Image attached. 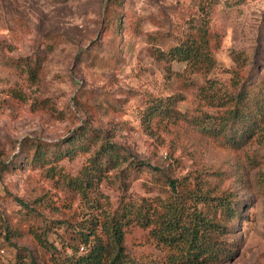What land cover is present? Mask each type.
<instances>
[{"label": "rangeland", "instance_id": "obj_1", "mask_svg": "<svg viewBox=\"0 0 264 264\" xmlns=\"http://www.w3.org/2000/svg\"><path fill=\"white\" fill-rule=\"evenodd\" d=\"M113 1L0 0V165L8 166L0 169V260L16 264L29 253L27 264H46L66 252L79 226L126 202L159 206L173 179L180 185L173 199L186 197L183 184L197 193L212 186L231 192L239 216L217 220L228 225L226 239L234 244L223 264H264V133L233 151L193 123L216 114L200 94L207 84L230 91L233 72L249 63L264 74V0ZM202 8L209 11L217 65L191 74L183 62L160 60L157 50L197 32ZM120 13L116 29L111 21ZM27 60L40 64L36 77L26 71ZM174 96L182 97L187 121L146 125L151 101ZM84 128L127 156L86 197L64 178L75 179L89 153L61 160L54 171L12 168L33 142H58ZM192 204L199 209L186 202ZM43 243L53 246L48 251ZM126 247L130 258L160 255L138 226L126 233Z\"/></svg>", "mask_w": 264, "mask_h": 264}, {"label": "trees", "instance_id": "obj_2", "mask_svg": "<svg viewBox=\"0 0 264 264\" xmlns=\"http://www.w3.org/2000/svg\"><path fill=\"white\" fill-rule=\"evenodd\" d=\"M113 2L117 3V0ZM202 11L205 18L198 31L166 51L157 50L160 60L168 63L183 62L191 74L209 73L215 69L217 60L212 42L214 37L208 23L210 15L204 8ZM122 17V13L113 17L111 23L114 28L121 27ZM257 64H260L259 60ZM39 65L27 60L24 67L28 74L36 77ZM248 66L249 69L246 64L241 65L233 72L230 91H223L214 83L207 84L200 91L205 105L215 109L216 114L204 113L202 118L193 122L209 138L221 142L224 147L233 151H240L248 144L258 141L264 133V74L263 70L259 72L255 63H249ZM181 101L180 96L152 100L145 113V124L150 126L155 123L166 129L187 121L178 107ZM122 151L123 148L105 140L96 130L84 128L58 142H33L27 148L24 162L22 160L12 168L21 170L28 166H38L54 171L61 160L89 153L87 164L79 175L75 179L64 178L69 186L86 197L95 191L97 179L105 171L117 169L120 163L127 161V156ZM6 167V163H1V171L4 172ZM167 181L169 196L159 206L148 202H126L112 214H106L101 221L79 226L73 230V242L68 241L66 252L60 253L54 260L49 259L46 264L225 263L232 255L234 244L226 239L228 225L217 220H221L220 216H226L227 221L239 216L238 205L231 192L217 193L212 186L197 193L190 188V184H183V187H187L183 189L186 197L182 200L173 199V189L177 190L180 185L175 184L173 179ZM188 200L197 202L199 209L194 204L186 206ZM21 201L23 207L27 208L28 204ZM135 226L148 230L149 240L160 251L159 258L153 260L129 257L126 233ZM42 245L48 251L53 246L46 243ZM29 259L31 256L28 253L16 264H27ZM0 264L4 263L0 260ZM32 264L36 263L32 261Z\"/></svg>", "mask_w": 264, "mask_h": 264}]
</instances>
